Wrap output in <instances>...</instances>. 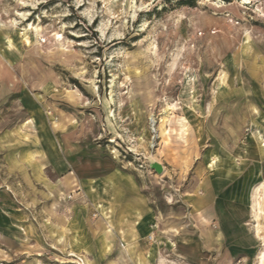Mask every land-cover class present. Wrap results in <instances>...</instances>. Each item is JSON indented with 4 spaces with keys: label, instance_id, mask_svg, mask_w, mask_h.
I'll list each match as a JSON object with an SVG mask.
<instances>
[{
    "label": "rangeland",
    "instance_id": "1",
    "mask_svg": "<svg viewBox=\"0 0 264 264\" xmlns=\"http://www.w3.org/2000/svg\"><path fill=\"white\" fill-rule=\"evenodd\" d=\"M248 1L0 0V264H258L262 238L235 258L178 248L213 173L256 231L264 0Z\"/></svg>",
    "mask_w": 264,
    "mask_h": 264
},
{
    "label": "crops",
    "instance_id": "2",
    "mask_svg": "<svg viewBox=\"0 0 264 264\" xmlns=\"http://www.w3.org/2000/svg\"><path fill=\"white\" fill-rule=\"evenodd\" d=\"M217 177L216 173L210 175L212 183L210 189H213L214 194L206 199L209 204L207 203L204 207L199 208L194 221H191L194 227L189 230L190 233L183 232V240L178 245L181 254L190 255L193 259L198 257L197 255L194 256L193 253H188L189 250L193 251V249H196L195 251L203 249L214 252L229 250L230 257L235 258L242 251L249 250V247L252 246L251 239L259 238L256 231H254L252 238L249 237V232L245 228L247 208L244 202H241L232 194L234 193V181H231L232 186L227 190L231 194L229 193L226 196V194L220 192L221 190H216L215 179ZM180 229L182 228L180 227ZM193 261H197V264H210L209 261ZM230 262L241 264L243 261H228V263Z\"/></svg>",
    "mask_w": 264,
    "mask_h": 264
},
{
    "label": "bare ground",
    "instance_id": "3",
    "mask_svg": "<svg viewBox=\"0 0 264 264\" xmlns=\"http://www.w3.org/2000/svg\"><path fill=\"white\" fill-rule=\"evenodd\" d=\"M245 2H249L248 0H244ZM169 120V119H168ZM165 133V132H164ZM262 146V145H261ZM263 147V146H262ZM214 161V160H213ZM214 164V163H213ZM213 167V166H212ZM164 167H163V173H164ZM264 182V181H263ZM261 184V183H260ZM262 189H264V183L261 185V186H258V187H256V191H255V205H254V209H255V212H254V221H256V233H257V235H258V237L259 238H262L263 239V241H264V238L262 237V235L260 234V219H261V217H262V214H263V210H262V208L261 207H257V206H259L260 204H259V202H258V200H257V198H258V194L260 193V191L262 190ZM264 192V191H263ZM262 192V193H263ZM261 197V196H260ZM259 209V210H258ZM70 256H73V257H78V254L77 253H75L74 251H72L71 253H70ZM260 257V260L258 261V264H264V251L259 255ZM78 259V261H80V262H84L83 264H90L89 262H87V261H85L84 259H81V258H77ZM140 264H143L142 262H140Z\"/></svg>",
    "mask_w": 264,
    "mask_h": 264
},
{
    "label": "trees",
    "instance_id": "4",
    "mask_svg": "<svg viewBox=\"0 0 264 264\" xmlns=\"http://www.w3.org/2000/svg\"><path fill=\"white\" fill-rule=\"evenodd\" d=\"M163 2L165 3H172L174 1H176L179 5H182V6H189V7H195L198 3V1L200 0H162ZM226 3H230L232 2L233 0H222Z\"/></svg>",
    "mask_w": 264,
    "mask_h": 264
},
{
    "label": "water",
    "instance_id": "5",
    "mask_svg": "<svg viewBox=\"0 0 264 264\" xmlns=\"http://www.w3.org/2000/svg\"><path fill=\"white\" fill-rule=\"evenodd\" d=\"M152 168L157 172V173H163V166L158 163V162H153L152 163Z\"/></svg>",
    "mask_w": 264,
    "mask_h": 264
}]
</instances>
